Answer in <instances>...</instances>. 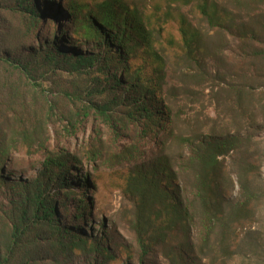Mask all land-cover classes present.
Masks as SVG:
<instances>
[{
    "label": "rangeland",
    "instance_id": "rangeland-1",
    "mask_svg": "<svg viewBox=\"0 0 264 264\" xmlns=\"http://www.w3.org/2000/svg\"><path fill=\"white\" fill-rule=\"evenodd\" d=\"M123 1L151 18L147 27L157 57L138 43L128 65L113 66L116 73L108 76L69 65L80 54L102 63L114 56V47L89 37L83 26L100 17L103 0H0V154L7 155L0 169V234L9 228L4 212L26 191L23 184L39 177L49 154L70 153L78 160L67 187L53 191L60 232L45 226L28 233L30 264H169L161 248L141 261L126 183L137 166L170 156L179 182L189 188L192 174L180 168L190 149L180 138L201 135L241 139L222 158L234 181L232 199L241 196L239 177L248 160L258 164L259 208L245 242L264 238V57L256 55L264 51V0H211L233 16L232 30L212 27L197 2ZM184 17L186 28L199 32L191 50L181 33ZM2 60L27 66L31 75L11 71ZM115 78L123 85L115 86ZM152 82L157 99L148 105L166 109V132L131 118V85L134 90ZM93 104L113 106V121L87 110ZM227 184L225 177L222 186ZM62 234L66 239L59 241ZM74 238L88 242L78 247Z\"/></svg>",
    "mask_w": 264,
    "mask_h": 264
},
{
    "label": "trees",
    "instance_id": "trees-1",
    "mask_svg": "<svg viewBox=\"0 0 264 264\" xmlns=\"http://www.w3.org/2000/svg\"><path fill=\"white\" fill-rule=\"evenodd\" d=\"M172 1L183 6L197 2L200 14L212 27L233 29L230 25L233 16L219 2ZM98 6L101 9L100 17L87 18L83 26L89 37L114 47L115 54L103 63L98 56L77 55L69 62L73 71L94 69L100 75L110 76L116 73L112 72L113 66L117 69L118 66L128 65L129 57L135 53L138 43H144L145 48L157 57L151 43L153 35L147 27L152 23L151 18L129 8L123 0H103ZM187 25L184 17L181 33L184 44L191 50L199 40V32L191 33ZM131 42L135 44L131 45ZM256 55L264 57V51ZM114 58L116 60H112ZM50 61L56 62V58H50ZM2 62L11 71H18L28 77L31 75L27 66L14 65L5 60ZM117 85H123V80L115 78ZM132 88L131 85L129 91L134 92L130 101L134 103L131 118L145 120L166 132V109L154 111L148 105V101L154 103L152 99H157V84L152 82L150 87ZM116 103L117 100L113 104ZM87 110L99 113L107 123L113 121L111 105L93 104ZM240 142L241 139L235 137L220 139L201 135L196 140L180 138V143L190 149L188 156L182 159L184 167L180 168L192 174L193 182L189 188L179 182L181 172L173 166L170 156L137 166L131 172L126 193L132 198L135 207L132 228L143 263L153 250L161 248L169 264H214L219 259L223 260V264H232L240 258L244 260L242 264H264V238L261 241L258 238L254 244L245 242L247 234L254 227L259 208V166L255 161L248 160L247 167L239 177L241 196L232 199L229 190L234 181L226 173L222 162L224 156L238 149ZM6 156L5 153L0 154V169ZM77 162V158L70 153L49 154L39 177L28 185L23 184L26 191L22 190L15 205L4 212L9 228L0 234V264L31 263L32 253L26 247L31 244L27 240L32 228L48 226L54 233L60 232L55 225L58 202L54 199L53 191L67 187L66 177L72 169L71 164L76 165ZM225 177L228 183L226 189L222 186ZM81 203L85 204L84 200ZM63 239L66 237L62 234L59 241ZM71 242L79 247L88 241L74 238ZM259 242L263 243L262 247Z\"/></svg>",
    "mask_w": 264,
    "mask_h": 264
}]
</instances>
